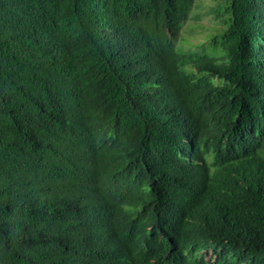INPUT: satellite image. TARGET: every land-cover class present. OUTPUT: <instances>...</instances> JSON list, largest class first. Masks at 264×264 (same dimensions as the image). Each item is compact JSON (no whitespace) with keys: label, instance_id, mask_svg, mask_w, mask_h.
Returning a JSON list of instances; mask_svg holds the SVG:
<instances>
[{"label":"trees","instance_id":"trees-1","mask_svg":"<svg viewBox=\"0 0 264 264\" xmlns=\"http://www.w3.org/2000/svg\"><path fill=\"white\" fill-rule=\"evenodd\" d=\"M194 3L0 0V264H86L82 234L115 264L149 227L138 264H264V0H215L221 27L179 50ZM235 134L253 149L222 161ZM180 191L253 241H156L190 230Z\"/></svg>","mask_w":264,"mask_h":264},{"label":"clouds","instance_id":"clouds-1","mask_svg":"<svg viewBox=\"0 0 264 264\" xmlns=\"http://www.w3.org/2000/svg\"><path fill=\"white\" fill-rule=\"evenodd\" d=\"M206 134V133H205ZM204 134V135H205ZM218 156L222 161L234 162L242 158L249 156L251 149H253V142L249 136L245 134H235L232 137L221 142L219 145ZM172 209L179 212L188 223L190 230L178 229L177 233L171 232L167 229H163L161 225L156 228V233L159 237H156V241H170L171 238L187 237L188 239H204L208 243H217L221 247L226 248H238L239 245L251 243L253 237L251 236V225L244 224L239 230L232 234H224L218 229V225L213 222L203 220L204 215H200L196 208L195 200H192V196H188L182 191L177 192L171 196ZM151 227L141 237L134 236L130 239L127 248L124 252L119 254V259L115 264H138L143 257L142 248L134 247V241H137L140 245L149 246L151 244ZM102 233L107 235L104 229H101ZM215 232H219L222 237ZM212 236H215L212 239ZM170 238V239H169ZM173 239V240H174ZM87 235L82 234L77 240L72 243V246H79V256L87 264H105L106 259L103 255V249L95 248L88 243ZM174 242V241H173ZM177 251H181L180 240L177 238L173 243ZM233 246V247H228ZM205 259V264H213L216 260L217 254L211 248L206 251L203 249L200 251Z\"/></svg>","mask_w":264,"mask_h":264},{"label":"rangeland","instance_id":"rangeland-1","mask_svg":"<svg viewBox=\"0 0 264 264\" xmlns=\"http://www.w3.org/2000/svg\"><path fill=\"white\" fill-rule=\"evenodd\" d=\"M215 0H195L186 23L183 24L176 47L179 50H195L208 39L210 32L221 27L214 12Z\"/></svg>","mask_w":264,"mask_h":264},{"label":"bare ground","instance_id":"bare-ground-1","mask_svg":"<svg viewBox=\"0 0 264 264\" xmlns=\"http://www.w3.org/2000/svg\"><path fill=\"white\" fill-rule=\"evenodd\" d=\"M175 150V149H174Z\"/></svg>","mask_w":264,"mask_h":264}]
</instances>
